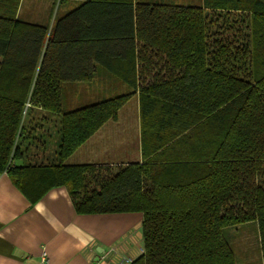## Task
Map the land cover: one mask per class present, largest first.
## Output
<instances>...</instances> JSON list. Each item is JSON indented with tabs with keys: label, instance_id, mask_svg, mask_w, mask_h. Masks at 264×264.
Segmentation results:
<instances>
[{
	"label": "trees",
	"instance_id": "trees-1",
	"mask_svg": "<svg viewBox=\"0 0 264 264\" xmlns=\"http://www.w3.org/2000/svg\"><path fill=\"white\" fill-rule=\"evenodd\" d=\"M171 1L83 0L50 27L0 0V173L31 204L64 187L78 214L141 213L129 264H237L225 229L252 222L264 264V0ZM95 64L124 91L65 98ZM135 96L136 156L69 162Z\"/></svg>",
	"mask_w": 264,
	"mask_h": 264
},
{
	"label": "crops",
	"instance_id": "crops-1",
	"mask_svg": "<svg viewBox=\"0 0 264 264\" xmlns=\"http://www.w3.org/2000/svg\"><path fill=\"white\" fill-rule=\"evenodd\" d=\"M56 1L58 8L54 15ZM65 1L62 4V1L50 0L43 10L39 2L31 0L26 20L52 27L56 16H61L83 0ZM22 4L23 0L19 7L20 15ZM95 66L94 76L101 72L105 77L97 78L101 91H113L114 83L111 85L109 82L112 74L98 64ZM118 85L121 87L120 83ZM97 134L77 150L83 161H105L109 155L126 154L129 147L127 136H123L121 146L113 148L107 141L98 147L95 141ZM141 221L139 212L78 214L64 187L49 190L31 204L7 173H0V264H41L42 252L47 253L48 264H126L124 259L132 260L142 252Z\"/></svg>",
	"mask_w": 264,
	"mask_h": 264
},
{
	"label": "rangeland",
	"instance_id": "rangeland-1",
	"mask_svg": "<svg viewBox=\"0 0 264 264\" xmlns=\"http://www.w3.org/2000/svg\"><path fill=\"white\" fill-rule=\"evenodd\" d=\"M34 1L39 2V5L43 6L42 8L43 10L47 5L50 4L49 3L50 0H45V1L34 0ZM199 1L200 0H172L171 2L175 4L187 5V4H198ZM29 2H31V0H23V4H22L23 12L21 13V17L24 20H26ZM65 2L66 1L64 0L62 4H64ZM57 6H58V2L56 1L53 8L54 15L55 12L57 11L58 8ZM41 13H43V11H41ZM97 78L102 79L105 77H102L101 72H98L94 76V78L88 81L79 82L78 84H73L74 88L69 89L70 91H67L68 93L66 92L65 98H70V95L73 94L72 99L75 96L76 98L74 101H76V100H81V98L95 99L99 97H104L105 95L109 94L106 91H101L99 84H97V81H100L101 79L97 80ZM109 82L111 83V85L114 83L113 91H109L111 94L118 91L119 92L124 91L122 90L123 88L122 89L117 88V90L115 89V86L116 85L118 86L119 82L117 83L114 76L110 77ZM110 83L108 84L110 85ZM71 91H73V93ZM138 127H139L138 101H137V97L135 96L130 98L123 105V107L120 109L118 113L117 120L109 121L105 125H103V128L98 132L97 136H95V141L98 147H100L102 143H105L107 141L108 145L112 144L113 148H115L117 146H121L122 144L120 143L123 142L124 140L123 136H127L129 139V143L127 145L129 146L128 149L130 151V155L133 154V157H135L136 154L134 153L137 152V141L139 137ZM113 156H117V154H113ZM131 156L129 158H132ZM69 162H81L77 152L70 157ZM225 234L232 246L237 264H263L261 259V252L259 249L258 231L256 230V226L254 222L229 227L225 229Z\"/></svg>",
	"mask_w": 264,
	"mask_h": 264
},
{
	"label": "built area",
	"instance_id": "built-area-1",
	"mask_svg": "<svg viewBox=\"0 0 264 264\" xmlns=\"http://www.w3.org/2000/svg\"><path fill=\"white\" fill-rule=\"evenodd\" d=\"M49 259L46 252H42L40 257V263L41 264H48ZM131 262V259H124L123 263L129 264Z\"/></svg>",
	"mask_w": 264,
	"mask_h": 264
},
{
	"label": "water",
	"instance_id": "water-1",
	"mask_svg": "<svg viewBox=\"0 0 264 264\" xmlns=\"http://www.w3.org/2000/svg\"><path fill=\"white\" fill-rule=\"evenodd\" d=\"M99 252V251H98Z\"/></svg>",
	"mask_w": 264,
	"mask_h": 264
}]
</instances>
